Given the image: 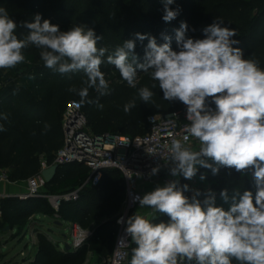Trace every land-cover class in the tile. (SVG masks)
I'll list each match as a JSON object with an SVG mask.
<instances>
[{
  "label": "clouds",
  "instance_id": "9594fccd",
  "mask_svg": "<svg viewBox=\"0 0 264 264\" xmlns=\"http://www.w3.org/2000/svg\"><path fill=\"white\" fill-rule=\"evenodd\" d=\"M173 3L164 0L165 22L179 14V9L169 7ZM222 24L215 20L203 29L204 38L194 39L186 35L188 24L181 22L175 30L178 51L172 49L170 36L164 35L165 42L157 44L155 37L136 33L135 39L124 41L105 60L108 49L97 46L103 37L93 29L80 25L61 31L50 20L42 21L40 14L18 25L0 7V69L24 63L23 50L35 46L45 67L60 74L84 73V86L69 88L80 97L78 107L94 103L88 99L90 89L100 96L109 94L101 71L104 63L115 66L131 88L137 87L138 72L149 73L164 100L186 106V135L183 140L173 139L169 149L171 176L192 180L198 166L210 169L213 176L221 168L252 171L255 193L236 190L229 197L227 189L220 192L229 203L227 210L216 205L211 189L203 200L198 199L199 190L191 197L185 195L189 185H180L179 180L136 197L140 208L151 209L153 218L159 213L169 220L153 223L138 213L127 218L125 232L136 245L130 264H233V260L236 264H264V69L258 61L244 58L243 50L234 47L239 44L232 39L236 30ZM18 27L26 28L27 35L18 36ZM136 39L148 40L142 62L135 53ZM153 95L149 87L138 89L145 103ZM134 107L135 100H130L124 111ZM0 118L7 119V115ZM49 127L45 124V130ZM4 130L0 125V131ZM190 138L198 141V150L186 143ZM159 170L154 167L149 175ZM206 175L201 173L199 179L204 181ZM121 243L127 240L122 238Z\"/></svg>",
  "mask_w": 264,
  "mask_h": 264
},
{
  "label": "trees",
  "instance_id": "16d2710c",
  "mask_svg": "<svg viewBox=\"0 0 264 264\" xmlns=\"http://www.w3.org/2000/svg\"><path fill=\"white\" fill-rule=\"evenodd\" d=\"M0 7L5 8L9 16L19 25L22 21L31 22L36 14L59 25L61 31L71 27L85 25L95 31L103 39L98 47H105L107 55L114 53L124 41L135 39V34H146L155 37L157 44L165 41L161 35L173 37L175 24L186 22L188 37L204 38L203 29L215 20L223 21L222 26L235 29L245 59L259 62L264 69V0H174L169 7L179 9L176 19L165 22L164 0H0ZM194 29V31H193ZM17 34L21 38L27 35V29L18 27ZM135 53L143 61L144 49L148 40H135ZM177 50L176 46H171ZM26 60L12 69H0V174L4 172L8 182H22L36 175L41 169V162L52 164L55 153L63 144L62 115L66 104L80 97L69 88L79 89L84 86V73L60 74L45 67L40 50L29 46L23 50ZM104 74L115 72L105 79L109 84V94L100 96L94 89L89 90L88 99L94 103L81 106L86 114L88 124L94 133L108 132L111 135L130 136L143 135L148 130L147 117L153 114H167L181 108L179 101H166L160 91L158 82L151 79L149 73L140 74L136 88L129 89L119 71L113 65H101ZM34 79H29V76ZM153 84L157 86L152 87ZM149 87L154 95L149 103L140 100L138 89ZM131 93V94H130ZM135 100L136 107L130 112L124 111V105ZM97 104L103 105L99 108ZM115 104L113 110L108 112ZM215 108L214 104H210ZM45 124L50 127L45 130ZM197 177L206 173L203 181L208 188L199 187L203 200L209 189L215 193L216 205L226 210L220 196L224 189L229 197L238 190L255 193L253 178L247 173L234 169L221 168L218 175L213 176L210 169L198 168ZM89 174L86 166L79 163L59 165L53 179L45 184L46 194H60L71 191L80 185ZM185 195L189 196L188 191ZM191 197V196H189ZM125 199L124 177L118 169H106L102 179L95 187H85L76 201H64L55 210L45 197L5 196L0 203V232L12 236L28 232L32 228L37 243L31 259L27 264H83L89 256L108 258L114 248L117 224L116 214ZM35 216V217H30ZM36 216H47L61 224H77L89 229L82 245L74 248L65 244L63 247L49 234V229L38 222ZM169 217L160 216L153 223L167 222ZM3 244L0 240V259L4 256ZM131 260V259H130ZM130 264V261L129 263ZM233 264L236 261L233 260Z\"/></svg>",
  "mask_w": 264,
  "mask_h": 264
},
{
  "label": "built area",
  "instance_id": "2783aa9c",
  "mask_svg": "<svg viewBox=\"0 0 264 264\" xmlns=\"http://www.w3.org/2000/svg\"><path fill=\"white\" fill-rule=\"evenodd\" d=\"M75 100L69 101L62 115L63 144L55 153L52 164L41 162L40 171L25 181V190L18 194L20 199L29 197H45L51 206L57 210L64 201H76L80 192L85 187H95L102 179L103 171L106 169H118L121 171L125 182V199L119 212L116 214L115 222L117 232L112 254L108 258H102L103 264H128L132 257L135 243L126 235V220L137 213L139 202L136 197H143L147 187L155 186L157 182L164 185L170 180H186L182 176L173 177L169 169L173 166L169 161L171 141L181 139L186 135L184 125L186 120V106L167 114H153L147 117L148 130L143 135L118 136L108 132L94 133L88 124L86 114L81 106H77ZM214 109L212 105H210ZM194 150H198L199 144L195 139L186 142ZM67 163H79L89 170L88 177L75 189L60 193L46 194L44 192L47 183L42 176L43 169L53 164L63 165ZM159 166L156 175H149L151 169ZM199 168V166H198ZM252 178V171L250 170ZM8 182L4 172L0 174V183ZM0 192L1 199L5 197ZM121 220V223L117 221ZM72 246L78 248L91 234L89 229H83L77 224L72 228ZM127 243H121V239Z\"/></svg>",
  "mask_w": 264,
  "mask_h": 264
},
{
  "label": "rangeland",
  "instance_id": "374dc122",
  "mask_svg": "<svg viewBox=\"0 0 264 264\" xmlns=\"http://www.w3.org/2000/svg\"><path fill=\"white\" fill-rule=\"evenodd\" d=\"M180 27L179 24H175L171 28L173 29V32L175 33V30ZM161 39H163V35L160 36ZM171 46H176V41H175V34H173L172 37V42ZM115 74V72L111 71L109 74H105L106 78H109V76H112ZM140 74H138V80H139ZM131 89V87H129ZM131 94V93H130ZM115 104L111 106L109 109H107L108 112L112 111ZM247 177L251 178L250 175V170L247 173ZM5 183L7 185L8 182H1L0 187L2 186L1 184ZM187 184L189 185V196H193L196 192V190L201 186L205 189L208 188V184L201 181L199 177H197L194 181L192 182H186V181H180V185ZM17 184H15L16 186ZM157 186H163L160 184V182H157L155 186L147 187V189L144 191L145 194L148 192H151L155 190ZM19 187V194H21L25 190V185H20ZM137 213L143 216H147L150 220L156 219L157 217L163 216L164 214H155V218H153L151 214V209L150 208H140L139 206L137 207ZM166 216V215H164ZM30 217H35V216H30ZM167 217V216H166ZM38 218V222L43 225L44 228L47 230L49 229V234L51 237L57 241L61 247H63L65 244L72 246V228L73 225L70 224H61L60 227H57V220H54L50 217L47 216H36ZM28 232L26 233H19V235L12 236V232H9L7 234H1L0 232V240L3 244V251L4 256L0 259V264H27V261L31 259V256L33 254L34 248H35V243H37V237L36 234L32 228V223L29 224L27 227ZM73 247V246H72ZM83 264H103L102 259L97 257L96 255L89 256V258L83 263Z\"/></svg>",
  "mask_w": 264,
  "mask_h": 264
},
{
  "label": "crops",
  "instance_id": "0c3cea01",
  "mask_svg": "<svg viewBox=\"0 0 264 264\" xmlns=\"http://www.w3.org/2000/svg\"><path fill=\"white\" fill-rule=\"evenodd\" d=\"M8 184L11 185H7L5 183H2L1 187H0V192L4 193L7 196H17L19 194V187L20 185H25V181L22 182H8ZM15 184H17L15 186ZM93 256V255H92Z\"/></svg>",
  "mask_w": 264,
  "mask_h": 264
},
{
  "label": "water",
  "instance_id": "95a60500",
  "mask_svg": "<svg viewBox=\"0 0 264 264\" xmlns=\"http://www.w3.org/2000/svg\"><path fill=\"white\" fill-rule=\"evenodd\" d=\"M58 166L59 165H57V164H53V165L49 166L48 168H45L42 170L41 174L47 183L53 179Z\"/></svg>",
  "mask_w": 264,
  "mask_h": 264
}]
</instances>
